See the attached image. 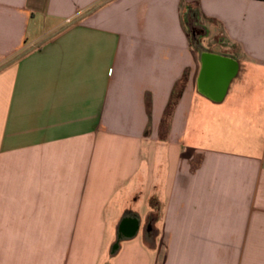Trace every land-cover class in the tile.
Returning <instances> with one entry per match:
<instances>
[{
    "label": "crops",
    "instance_id": "obj_1",
    "mask_svg": "<svg viewBox=\"0 0 264 264\" xmlns=\"http://www.w3.org/2000/svg\"><path fill=\"white\" fill-rule=\"evenodd\" d=\"M0 264H264V0H0Z\"/></svg>",
    "mask_w": 264,
    "mask_h": 264
},
{
    "label": "trees",
    "instance_id": "obj_2",
    "mask_svg": "<svg viewBox=\"0 0 264 264\" xmlns=\"http://www.w3.org/2000/svg\"><path fill=\"white\" fill-rule=\"evenodd\" d=\"M258 1H263V0H258ZM179 95H180V91L176 93V89L173 90L171 99H170L169 104L167 106V110H166L167 114L170 112V109L172 108L174 101L178 98Z\"/></svg>",
    "mask_w": 264,
    "mask_h": 264
},
{
    "label": "flooded vegetation",
    "instance_id": "obj_3",
    "mask_svg": "<svg viewBox=\"0 0 264 264\" xmlns=\"http://www.w3.org/2000/svg\"><path fill=\"white\" fill-rule=\"evenodd\" d=\"M131 229H133V226L128 225V226H124L122 231H121V236H125Z\"/></svg>",
    "mask_w": 264,
    "mask_h": 264
},
{
    "label": "water",
    "instance_id": "obj_4",
    "mask_svg": "<svg viewBox=\"0 0 264 264\" xmlns=\"http://www.w3.org/2000/svg\"><path fill=\"white\" fill-rule=\"evenodd\" d=\"M132 226V225H131ZM133 227L137 230L138 229V225H133Z\"/></svg>",
    "mask_w": 264,
    "mask_h": 264
}]
</instances>
